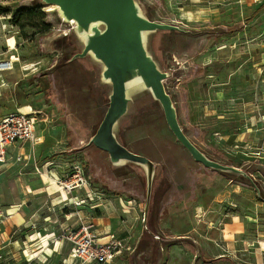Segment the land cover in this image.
Instances as JSON below:
<instances>
[{
    "label": "rangeland",
    "instance_id": "1",
    "mask_svg": "<svg viewBox=\"0 0 264 264\" xmlns=\"http://www.w3.org/2000/svg\"><path fill=\"white\" fill-rule=\"evenodd\" d=\"M35 1L0 0V51L19 59L13 70L2 73L6 86L0 95V113L25 104L41 111L35 140L10 145L6 161L0 163V264H75L64 261L71 247L67 241L58 243V253L41 256L38 232H43L40 227L48 219L51 223L44 233L52 229L54 235L49 238L53 240L77 230L82 222H92L99 231L110 225V233L131 247L125 264H160L155 251L151 258L140 253L152 242L144 233L141 177L132 169H114L106 151L87 145L103 112L89 91L86 75L75 64L66 63L64 40L69 27L56 19L54 6ZM146 1L157 18L202 31L195 36L175 35L168 42L184 70L171 91L186 133L218 161L248 169L264 190V123L256 117L264 113L260 97L264 89V1ZM33 7L46 13L49 31L20 29L13 23L19 10ZM245 131L246 135H239ZM126 143L133 152L161 164L170 182L158 213L160 230L166 236H188L167 245L163 264H200L211 254L208 249L219 232L220 213L250 214L264 208L251 184L196 161L168 131L162 117L127 131ZM19 152L29 159L18 160ZM46 162L50 170L43 167ZM80 164L91 176L95 201L83 203L84 190L78 192L80 200L68 195V200L55 201L60 190L52 191L48 179L61 178L63 172ZM25 188L27 209L35 217L28 227L14 225L4 237L1 233L8 216L2 205ZM132 200L133 205L126 202ZM132 206L141 210L134 223L129 213ZM18 240L22 250L14 247ZM198 248L204 250L202 258L197 257Z\"/></svg>",
    "mask_w": 264,
    "mask_h": 264
},
{
    "label": "water",
    "instance_id": "2",
    "mask_svg": "<svg viewBox=\"0 0 264 264\" xmlns=\"http://www.w3.org/2000/svg\"><path fill=\"white\" fill-rule=\"evenodd\" d=\"M52 5L59 22L69 27L64 46L66 63L75 64L87 77L88 88L103 117L87 145L109 154L116 170L132 169L144 189L143 227L153 240L163 264L165 245L184 236H165L158 213L169 188L163 166L135 153L126 143L130 129L162 117L176 140L204 166L233 180L251 184L264 202L260 181L248 170L218 161L186 133L172 89L183 68L169 38L202 33L180 23L157 18L146 0H36ZM174 42V41H173Z\"/></svg>",
    "mask_w": 264,
    "mask_h": 264
},
{
    "label": "built area",
    "instance_id": "3",
    "mask_svg": "<svg viewBox=\"0 0 264 264\" xmlns=\"http://www.w3.org/2000/svg\"><path fill=\"white\" fill-rule=\"evenodd\" d=\"M6 46L7 49L11 48L8 42ZM18 61L16 55L10 54L8 56L5 51H0V95L6 86L2 73L13 70ZM40 113L41 111L34 109L33 106L26 105L0 118V163L6 161L10 145L16 142L35 140L37 114ZM256 117L259 123H264V113H258ZM22 158L24 160L29 159V156L26 158L24 152H19L18 160ZM47 165L50 164L46 162L43 167ZM54 177V180L60 183V187L67 196L70 195L69 197L80 200L78 192L84 190L86 197L81 199L83 203L95 201L96 191L93 190L91 185V176L86 173L81 164L63 172L61 178L59 175ZM96 198L99 197L96 196ZM91 207L95 208L97 206ZM38 234H41V232H38ZM42 237H45V235H42ZM49 239H47L48 242ZM65 241L70 242L71 247L64 261H72L75 264H113L117 259L124 261V252L131 249L130 246L116 238L110 231L100 235L92 222H82L77 230L69 231L57 239V242H63V245ZM54 242L51 239L50 244H54Z\"/></svg>",
    "mask_w": 264,
    "mask_h": 264
},
{
    "label": "crops",
    "instance_id": "4",
    "mask_svg": "<svg viewBox=\"0 0 264 264\" xmlns=\"http://www.w3.org/2000/svg\"><path fill=\"white\" fill-rule=\"evenodd\" d=\"M261 92L262 94L260 95V97L262 96L263 97L262 99H264V89H262ZM24 106H26V104L20 106L17 105L16 109L19 107L23 108ZM8 113H3V114L0 113V118ZM246 134L247 131L243 133H239V135H246ZM28 199H29L28 190L25 188V190H19L17 196H13L12 199L9 200V202L2 205L3 206L2 210L5 211L8 216L7 217L8 225L4 228V231L1 233L2 235H4V237L12 233L13 231L12 229L14 225L17 228H21L22 226L28 227L29 223L33 221L35 215L33 213L29 214V211L27 209ZM64 199L62 201H64ZM66 199L67 200L69 199L67 195H66ZM126 202L131 203L133 205V200ZM122 205L123 207L126 206L123 202ZM129 211L132 217L131 218L132 220L130 219V221L134 223L138 219L139 212L141 210H138L137 207L132 206L129 207ZM48 216L50 215H45L44 217H48ZM52 217H54V215ZM247 218L253 220H248ZM43 221H44L43 224L44 227L43 228L40 227V230L43 232H41L40 240L37 241L36 244L38 245L37 248L40 250L41 256L50 257L49 251L53 253H58L57 249L59 242H57V238L55 236L54 240L53 238H50L52 239V241H55L54 244H50L49 242L47 246L44 245V240H43L44 237H42V235H45V237H47L48 239L49 237H53L54 233L52 229L49 230V233H44L46 231L45 226H48L49 223L51 222H48L49 220H43ZM125 222L127 223V220H125ZM218 223L220 224V227H218L219 232L215 237L212 238L214 243L212 244V247L209 246L208 249V251H210L211 254L209 257L204 256L200 264H264V208L259 209V211L256 213H250V214H247L246 212H236V211H231L230 213L229 212L220 213L218 215ZM123 226L125 227L126 225ZM98 228H96L98 233L100 235H104L106 232L110 231L111 226L110 225L105 226V228L102 231H99ZM184 237L188 238V236H184ZM3 239L5 242L6 238ZM36 240L37 239H33L32 241H36ZM149 241H152L153 243L149 242V244H147V247L142 249L140 253L152 257L155 251L158 256V261L160 260V264H162L161 256L156 243L153 240H149ZM192 242H194V244L197 245L195 240ZM8 243L9 242H6L4 245H9ZM168 244L169 243L165 245L164 256H165V252L167 251ZM43 245L45 246V248L43 247ZM15 246L18 250L23 249L21 246V242L19 240L14 241V247ZM129 251L130 250L124 252L125 253L124 261L117 259L113 264H116L117 262L119 264H125L127 253H129ZM197 253H198L197 257L202 258L204 250L198 248Z\"/></svg>",
    "mask_w": 264,
    "mask_h": 264
},
{
    "label": "trees",
    "instance_id": "5",
    "mask_svg": "<svg viewBox=\"0 0 264 264\" xmlns=\"http://www.w3.org/2000/svg\"><path fill=\"white\" fill-rule=\"evenodd\" d=\"M46 17V13L38 7L24 8L18 11L13 19V23L20 29L42 28L43 32H47L50 30V24L46 22Z\"/></svg>",
    "mask_w": 264,
    "mask_h": 264
},
{
    "label": "bare ground",
    "instance_id": "6",
    "mask_svg": "<svg viewBox=\"0 0 264 264\" xmlns=\"http://www.w3.org/2000/svg\"><path fill=\"white\" fill-rule=\"evenodd\" d=\"M9 42H10L11 45H13L14 40H13V39H9ZM11 47H12V46H11ZM26 67H27V66H26ZM24 69H25V68H24ZM47 166H48V165H47ZM47 166H46V169L48 170ZM53 167H54V166H53ZM51 169H52V168H51ZM49 170H50V169H49ZM49 174H50V173H49ZM48 176H49V175H48ZM51 177H52V176H51ZM48 181H49V184H50V188H52V189H51L52 191H53V190H55V191H56V190H60V194H61V196H60L59 198L55 199V201H58V200H61V201H62L64 198H65L64 200H67V199H66V195H67V194H66L65 191H63L62 188L57 184L56 180H54V179H50V178H49ZM53 193H54V192H53ZM65 194H66V195H65ZM55 205H56V204H55ZM65 207H66V206H65ZM48 220H49V219H48ZM43 240H44V245L47 246V244L49 243L48 240H47V237H44ZM42 243H43V242H42ZM42 243H41V244H42ZM44 245H43V247L45 248ZM41 247H42V246H41ZM41 247H40V248H41ZM37 250H38V249H37ZM34 252H35V251H34ZM24 253H25V252H24ZM27 253H28L27 255H30V253H29L28 251H27ZM33 256H34V254H33Z\"/></svg>",
    "mask_w": 264,
    "mask_h": 264
}]
</instances>
